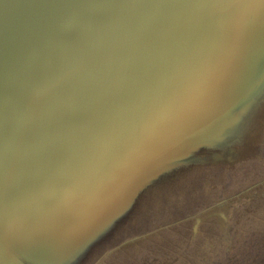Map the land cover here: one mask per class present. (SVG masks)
<instances>
[{"label":"water","instance_id":"obj_1","mask_svg":"<svg viewBox=\"0 0 264 264\" xmlns=\"http://www.w3.org/2000/svg\"><path fill=\"white\" fill-rule=\"evenodd\" d=\"M263 23L264 0H0V264H101L63 249L72 208L87 215L145 155L159 161L203 135L215 147L208 161L220 160L224 143L206 136L230 114L217 89L241 54L257 56L264 75ZM201 170L167 172L148 208L208 188L210 175L188 179ZM260 187L175 225L190 224L195 240L214 221L218 257L229 259L216 263L235 264L230 221L264 200Z\"/></svg>","mask_w":264,"mask_h":264},{"label":"rangeland","instance_id":"obj_2","mask_svg":"<svg viewBox=\"0 0 264 264\" xmlns=\"http://www.w3.org/2000/svg\"><path fill=\"white\" fill-rule=\"evenodd\" d=\"M260 70L257 56L241 54L221 79L216 97L218 111L229 110L230 114L227 119L213 125L206 135L224 143L221 149L217 148L215 154L218 155L214 156L220 160L216 163L208 161L207 155L215 147L205 142V135L202 139L186 141L180 149H174L159 161H154L153 155H145L124 179L106 191L105 201L101 205L93 207L87 215H83L79 209H71L73 229L69 235L62 234L63 249L74 258L80 257L81 262L101 264L229 262L225 256L218 257L222 241L214 221L201 229L202 235L195 240L190 235V224L186 226L175 223L185 219L189 213L200 210L199 206L218 196L225 194L230 197L245 188H249V192L255 188L257 194H262L264 75ZM236 99H246V102L239 103L234 101ZM204 122H200V126H204ZM198 164L202 166L200 175L196 177L190 172L189 181L196 185L197 180L203 182L210 175L212 190L210 186L204 189L201 187L200 192L192 196L188 188H185L186 193L180 202L170 204L164 198L161 207L152 205L148 208L145 200L164 181L167 172L176 173L180 170L186 174L188 165L191 167ZM175 183L172 182V185ZM68 211L67 206L62 207L59 215H67ZM140 211L144 212L142 220L137 219ZM151 212L158 219L150 224L148 217ZM242 212L244 214L240 218H232L230 221V225L237 229L232 243L233 262L264 264V200L243 208ZM152 229L155 230L154 235L145 241L125 245L126 240ZM122 245L123 248L118 247Z\"/></svg>","mask_w":264,"mask_h":264}]
</instances>
